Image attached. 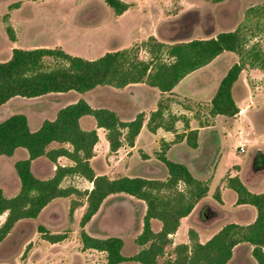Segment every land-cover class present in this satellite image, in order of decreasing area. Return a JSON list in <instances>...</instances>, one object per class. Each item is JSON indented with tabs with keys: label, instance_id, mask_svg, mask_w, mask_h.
<instances>
[{
	"label": "rangeland",
	"instance_id": "rangeland-1",
	"mask_svg": "<svg viewBox=\"0 0 264 264\" xmlns=\"http://www.w3.org/2000/svg\"><path fill=\"white\" fill-rule=\"evenodd\" d=\"M123 1L129 7L116 15L103 0H0V61L9 58L14 46L24 49L61 47L86 59L97 58L107 51L137 48V57L148 60L150 54L143 42L149 36L170 44L213 37L236 27L245 37V50L256 44L264 53V0ZM7 26L12 29L14 42L9 38ZM238 59L239 55L234 52L219 54L181 79L174 87V96L170 97L159 95L155 89L141 83L121 88L97 86L84 93L70 90L34 98L13 97L0 105V121L11 114L22 113L34 130L44 119L54 118L60 107L79 98L93 107L114 108L121 120L131 119L139 111L147 118L159 100L170 98L174 110H190L192 126H209L201 130L202 143L197 148L188 147L183 140L170 146L167 152L169 159L184 164L193 176L208 182L209 189L170 236L172 243L157 259V264H163L166 258L172 257L176 244H190L189 230L196 232L198 241L203 243L226 223L247 224L255 218L252 206L236 203V194L229 183L236 176L248 190H264V155L257 154L264 153V70L249 62L241 70L232 90L236 104L242 107L237 117H215L208 112L210 97L220 78ZM45 63L52 66L56 61L46 58ZM168 111L171 112L170 107ZM178 116L181 132L186 116L182 113ZM80 122L83 128L94 124L91 116L82 117ZM97 132L98 142L90 159L96 173L111 178L122 175L166 177V169L156 157L161 140L153 142L146 129L140 137L144 147L137 145L133 151H126L128 146L123 144L118 152L109 150L101 129ZM24 157L26 152L21 148L11 156H0V188L5 196H13L19 189L14 162ZM57 162L70 164L64 157ZM54 168L44 156L31 162V170L39 178L50 177ZM61 185L82 191L90 183L75 175L65 177ZM72 200L83 204L70 214ZM84 201V197L74 194L55 198L36 218L17 221L0 243V264H105L104 253L81 248L78 231ZM144 211L142 200L123 193L112 194L103 201L85 229L93 236L120 237L122 254L131 256L140 248L135 237L142 229ZM4 217L5 214L0 215V224ZM39 226L52 233L66 232L67 238L49 243L41 238ZM151 227L157 231L160 222L153 219ZM251 248L245 242L235 245L227 264H257Z\"/></svg>",
	"mask_w": 264,
	"mask_h": 264
},
{
	"label": "trees",
	"instance_id": "trees-1",
	"mask_svg": "<svg viewBox=\"0 0 264 264\" xmlns=\"http://www.w3.org/2000/svg\"><path fill=\"white\" fill-rule=\"evenodd\" d=\"M116 15L124 12L129 5L123 0H103ZM7 32L11 41L14 35L10 26ZM245 37L239 27L220 31L209 38H195L188 41L165 44L154 36H149L143 44L150 54L148 60L137 57V48L107 51L94 59L72 55L61 47H34L24 49L13 47L10 56L0 61V105L13 97L34 98L48 93L75 91L84 93L97 86L124 87L132 83H145L160 92L171 91L188 73L208 64L223 52H234L239 59L233 62L220 78L214 94L209 100L210 115L234 117L239 112L232 88L246 63L257 65L264 70V53L252 45L244 49ZM166 59H163V56ZM46 58L56 61L52 66ZM170 98L158 101L150 112L146 128L154 132L157 128L175 133V122L179 116L169 112ZM91 116L97 128L104 131L108 148L116 151L123 143L133 146L144 120L140 111L132 119L121 120L117 112L108 107H93L85 99L79 98L60 107L54 118L44 119L40 126L30 129L27 117L14 113L0 121V156H11L18 148L26 152V157L14 162V170L19 180V189L13 196H5L0 188V215L5 214L0 224V243L21 219L36 218L40 211L53 199L72 194L84 197L85 208L79 220L78 237L82 249H93L104 253L105 264H120L130 261L139 264H157L171 244L170 236L179 227L180 220L187 216L195 204L206 196L208 182L192 175L182 163L166 156L169 142L160 141L157 159L166 169V177L148 178L144 176H118L111 178L94 171L90 159L98 142L95 128L84 129L80 119ZM187 128V122L184 121ZM185 139L186 144L197 146V130L175 133L172 142ZM171 142V143H172ZM55 147H50L51 144ZM259 156L263 152L257 153ZM44 156L54 165L50 177L39 178L31 170L32 160ZM64 157L70 164H60ZM264 158V157H262ZM259 157V161L261 159ZM77 175L91 182V188L83 191L74 186H62L67 176ZM230 187L236 194L237 204H247L255 209L252 222L224 224L208 240L201 243L197 234L189 230L190 244L179 243L173 248L172 257L163 264H227L235 245L248 243L251 255L257 264H264V190L252 192L234 176ZM182 185V187H179ZM123 193L140 199L145 204L142 229L135 237L139 250L131 256L122 254L123 240L114 235L93 236L85 225L99 210L103 201L112 194ZM83 203L72 200L69 212ZM160 222L155 231L151 221ZM43 240L57 243L67 238L66 232H49L38 227Z\"/></svg>",
	"mask_w": 264,
	"mask_h": 264
},
{
	"label": "crops",
	"instance_id": "crops-1",
	"mask_svg": "<svg viewBox=\"0 0 264 264\" xmlns=\"http://www.w3.org/2000/svg\"><path fill=\"white\" fill-rule=\"evenodd\" d=\"M14 42V41H13ZM15 47V46H14ZM207 65V64H206ZM205 66V65H204ZM203 67V66H202ZM189 74V73H188ZM187 74V75H188ZM191 75V74H190ZM184 77H186V75L184 76ZM183 77V78H184ZM182 78V79H183ZM236 83V82H235ZM234 83V84H235ZM141 84H144L145 85V83H141ZM177 85V84H176ZM175 85V86H176ZM148 86V85H147ZM174 86V87H175ZM234 86V85H233ZM150 87V86H149ZM174 87H173V89L171 90V91H167V92H160L158 89H156V88H154V87H152L153 89H155L156 91H157V93L160 95V94H162V95H164L165 97L166 96H174ZM232 90H233V88H232ZM211 98V97H210ZM171 102H172V100H170ZM170 101H169V107H170V110H171V113L172 114H174L175 113V115H177L178 116V114L179 113H182V114H184L186 117H185V119H184V121H186L187 122V128L186 127H184V129H182V131L181 132H179V129H178V127H179V125H178V121L180 120V118L175 122V124H174V127H175V133H184V132H186L187 130H191V129H196L197 130V146L195 147V148H197L198 146H200V144L202 143V138H200V133H201V130L203 129V128H206V127H209V126H197V127H194V126H192V122H191V119H189V117H190V114H191V112H190V110H187V109H180V110H178V109H176V110H174V108H173V104L174 103H170ZM238 106V105H237ZM239 107V112H238V114L242 111V107H240V106H238ZM108 108H110V109H113V110H115L114 108H112V107H108ZM154 110V109H153ZM152 110V111H153ZM116 111V110H115ZM177 111V112H176ZM140 112V111H139ZM170 112V111H169ZM237 114V115H238ZM237 115H235L234 117H237ZM217 115H215V117H216ZM184 117V116H183ZM82 118V117H81ZM230 118H232V117H230ZM132 119V118H131ZM81 120V119H80ZM127 120H129V119H127ZM146 120H147V118H145V120H144V122H143V124H142V126H141V128H140V130H139V132H138V134L136 135V137H135V140H134V143H133V146H128L127 144V150L126 151H130V150H134L136 147H137V145L138 146H141V147H144V145L143 144H141V141H140V137L142 136V133L145 131V129L147 130V131H149L147 128H146V125H145V123H146ZM93 121H94V119H93ZM80 125H81V122H80ZM82 127V126H81ZM83 128V127H82ZM93 128H95L96 129V131H98L99 129H101V128H97L96 127V125H95V121H94V124H93V126L92 127H90V128H84V129H93ZM102 130V129H101ZM103 131V130H102ZM150 132V134H151V137H152V141L154 142V141H158V139H160V140H164V141H166V142H169L170 143V146L172 147V146H174V145H176V144H178V143H182V141L184 140L185 141V139L183 138L182 140H180V141H178L177 143L176 142H172L173 141V139H174V134L175 133H173V132H171V131H167V130H164L163 128H157L154 132H151V131H149ZM98 133V132H97ZM103 133H104V131H103ZM104 137H105V134H104ZM98 138H99V136H98ZM235 139V138H234ZM238 140V139H237ZM172 142V143H171ZM237 142H240L239 140L237 141ZM186 143V142H185ZM123 144H125V143H123ZM122 144V145H123ZM187 145V144H186ZM170 146H169V148L167 149V151H166V156H167V152H169L168 150L170 149ZM188 146V145H187ZM204 146V145H203ZM189 147V146H188ZM191 148V147H190ZM195 148H193V149H195ZM120 150V147L116 150V151H114V152H118ZM168 158V157H167ZM99 174V173H98ZM72 176H75V175H72ZM77 176V175H76ZM126 176H132V175H126ZM80 177V176H79ZM82 178V177H81ZM84 179V178H83ZM89 182V181H88ZM90 183V186L87 188V189H90L91 188V182H89ZM78 189V188H77ZM79 190V189H78ZM83 191V190H82ZM261 192V191H260Z\"/></svg>",
	"mask_w": 264,
	"mask_h": 264
}]
</instances>
